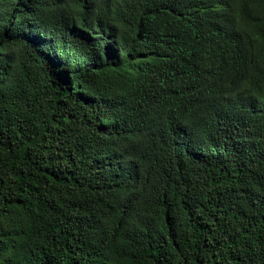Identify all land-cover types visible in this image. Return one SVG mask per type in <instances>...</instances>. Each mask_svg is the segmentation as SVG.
<instances>
[{"label": "trees", "instance_id": "16d2710c", "mask_svg": "<svg viewBox=\"0 0 264 264\" xmlns=\"http://www.w3.org/2000/svg\"><path fill=\"white\" fill-rule=\"evenodd\" d=\"M0 264H264V0H0Z\"/></svg>", "mask_w": 264, "mask_h": 264}]
</instances>
